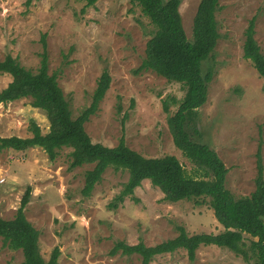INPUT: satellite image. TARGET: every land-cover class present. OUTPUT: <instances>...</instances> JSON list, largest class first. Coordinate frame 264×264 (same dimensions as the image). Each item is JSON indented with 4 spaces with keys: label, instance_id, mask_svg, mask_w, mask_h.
<instances>
[{
    "label": "rangeland",
    "instance_id": "1",
    "mask_svg": "<svg viewBox=\"0 0 264 264\" xmlns=\"http://www.w3.org/2000/svg\"><path fill=\"white\" fill-rule=\"evenodd\" d=\"M200 2L181 0L189 40H193ZM220 5V38L203 67L205 73L212 67L214 75L207 103L197 111L189 131L194 141L218 154L229 170L226 187L240 199L256 190L258 151L264 164V78L244 58L246 32L253 18L255 39L264 55V0H221ZM155 33L141 8L129 0H99L91 7L80 0H0L1 61L11 56L37 72L46 53L49 73L58 76L73 118L90 107L98 81L108 71L110 89L85 125L92 142L115 148L124 139L127 147L146 158L175 156L193 174L195 166L176 148L168 125L179 109L175 101L185 95L182 85L152 71L135 74ZM11 82L9 74L1 75L0 91ZM31 103V98H24L0 104V138H30L33 122L43 134L49 132L47 114ZM70 152L65 148L51 161L41 148L0 151V216L14 219L31 188L24 211L40 232L46 261L59 247V264H142L139 255H112L111 251L118 242L156 247L176 239L179 229L189 236L224 231L210 200L203 206L192 201L171 203L149 180L111 208L129 180L125 170L109 168L91 196L85 197V175L94 166L69 170ZM23 261V253L4 247L0 238V264ZM150 264L247 263L227 249L201 246L194 259L180 249L157 255Z\"/></svg>",
    "mask_w": 264,
    "mask_h": 264
},
{
    "label": "trees",
    "instance_id": "2",
    "mask_svg": "<svg viewBox=\"0 0 264 264\" xmlns=\"http://www.w3.org/2000/svg\"><path fill=\"white\" fill-rule=\"evenodd\" d=\"M80 1L91 7L99 0ZM129 1L139 6L156 28L155 35L147 43L146 57L135 74L152 71L169 82L182 85L185 95L181 101H175L179 109L169 117L168 125L176 148L195 166V172L188 173L175 156L146 158L127 147L124 139L115 148L93 143L85 125L97 113L110 89V74L106 71L101 75L92 104L73 118L58 76L49 73L46 53L37 72L26 69L11 56L0 60V76L9 74L12 77V82L0 91V104L31 98V105L43 110L50 122L47 134H43L40 126L33 122L30 138H0V151L41 148L54 161L61 150L71 149L69 170L94 166L85 175L82 190L85 197L91 196L109 168L125 170L129 173V180L122 193L110 203L111 208H117L149 180L165 195V201L171 203L192 201L203 206L210 200L209 206L224 228L217 235L194 236L179 229L176 239L156 247H148L143 242L137 245L118 242L111 251L112 255H139L142 264H150L157 255L183 249L194 259L201 246H216L235 253L247 264H264V164L261 151L257 153L255 192L249 197L236 199L226 187L229 170L224 162L209 145L194 141L189 131L198 116L197 111L207 103L209 84L214 75L212 67L206 73L203 67L213 56L220 38L217 13L221 10V0H201L194 18L193 40H189L184 29L181 0ZM255 22L253 18L246 32L244 58L250 60L264 78V55L255 39ZM164 109L168 112L167 104ZM193 129L199 133L197 126ZM31 193L32 189L28 188L14 219L5 220L0 216V238L4 247L23 253L21 264H59L60 248L56 247L46 261L41 254L40 232L26 218L24 210ZM246 238H251L250 243Z\"/></svg>",
    "mask_w": 264,
    "mask_h": 264
}]
</instances>
